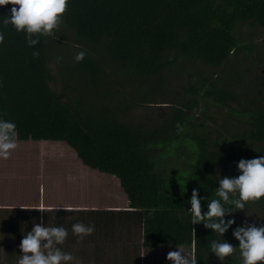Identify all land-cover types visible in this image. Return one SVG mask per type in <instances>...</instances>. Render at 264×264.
<instances>
[{
  "label": "trees",
  "instance_id": "1",
  "mask_svg": "<svg viewBox=\"0 0 264 264\" xmlns=\"http://www.w3.org/2000/svg\"><path fill=\"white\" fill-rule=\"evenodd\" d=\"M12 7L0 6V120L16 125L15 139L63 140L82 163L115 175L141 215L144 246L193 245L197 264H243L233 231L247 224L234 205L222 237L192 224L188 210L193 189L203 214L220 199L219 181L242 174L241 159L264 156V50L239 38L242 26L264 28V0H68L58 29L73 38L68 61L51 52L54 37L29 47L4 27ZM171 73L178 92L159 84ZM153 102L164 104L138 109ZM245 206L264 215V197ZM213 240L236 251L221 261Z\"/></svg>",
  "mask_w": 264,
  "mask_h": 264
},
{
  "label": "crops",
  "instance_id": "2",
  "mask_svg": "<svg viewBox=\"0 0 264 264\" xmlns=\"http://www.w3.org/2000/svg\"><path fill=\"white\" fill-rule=\"evenodd\" d=\"M37 140L47 142L51 139ZM65 146L73 157L67 156L68 160L59 161V163L34 162V169L39 171L21 174L23 190L15 193L14 198L9 196L13 192L9 187L0 193V196H5L0 198V264H17V256H21L22 253H20L21 250L17 252L16 247L36 223H43L46 226H63L68 230L67 240L59 247L62 251L73 255L72 264H95L94 260L104 259V253H100L104 251V248L100 245H119L122 248L121 260L125 259V245L152 248L143 244L141 215L130 209L117 177L82 163L72 147ZM36 148L39 151H45L50 146L40 144ZM104 175L114 176L117 184L107 180L103 177ZM40 205L59 207L54 212L24 209ZM12 206L14 207L8 211ZM77 222L85 225L93 224L94 232L80 240L72 235L71 231L72 225ZM83 245H96L95 248H90V258L88 253L84 252ZM158 245L183 246L184 244L164 242L156 246ZM97 246L100 252H97ZM186 246L192 248L193 245ZM13 251L16 252L12 254Z\"/></svg>",
  "mask_w": 264,
  "mask_h": 264
},
{
  "label": "clouds",
  "instance_id": "3",
  "mask_svg": "<svg viewBox=\"0 0 264 264\" xmlns=\"http://www.w3.org/2000/svg\"><path fill=\"white\" fill-rule=\"evenodd\" d=\"M8 4L13 7L10 10L11 15L3 19V26L7 27L11 24L17 32L25 33L28 46L34 47L40 42V37L55 36L67 10L68 0H0V6ZM4 38V33L0 31V44L4 42ZM32 55L38 57L39 52H33ZM85 56L86 52L81 50L76 53L74 59L76 62H81ZM16 136V125L13 122L0 120V159L9 158L11 153L17 149ZM237 167L242 174L236 178H223L219 181L217 195L220 199H212L207 204L208 210L203 214L201 200L197 198L196 189H193L190 199L191 208L188 210L192 224L204 222L205 227L222 237L227 228L234 223L231 219L224 221L225 212L229 211L225 205L231 204L235 208L244 209L246 203L259 201L264 197V156L241 159ZM234 193L239 194L238 199L230 198V194ZM58 207L40 205L24 209L54 212ZM94 230L93 224L85 225L82 222L73 224L71 229L72 235L80 240L91 235ZM68 235V230L63 226L34 224L32 230L27 232L21 240L19 248L22 255L17 264H72L73 255L62 251L59 247L65 243ZM233 236L239 241L243 264H264V226L257 227L249 224L246 227H238L233 231ZM210 251L223 261L226 257H231L236 248L227 242L213 240L210 243ZM166 259L172 261L173 264H197L194 246L190 252L182 248L169 251Z\"/></svg>",
  "mask_w": 264,
  "mask_h": 264
},
{
  "label": "rangeland",
  "instance_id": "4",
  "mask_svg": "<svg viewBox=\"0 0 264 264\" xmlns=\"http://www.w3.org/2000/svg\"><path fill=\"white\" fill-rule=\"evenodd\" d=\"M248 31H251L252 35L248 36ZM239 38L243 39L242 42L250 40V44H252V46H254L255 48V52L253 54H257V56L262 55L263 50H264V28L253 27L252 29H250L247 26H242L239 32ZM73 43H74L73 38H71L68 34L64 32L57 30L54 38L49 39V44H50L49 48H52L51 52L52 53L54 52L53 53L54 56H56L55 53H58L60 54L59 58H63L68 61L69 58H65V56H66V53H71V51H68V50H70L69 47ZM185 65L191 66L192 64H185ZM227 65L228 64L226 62L225 66L227 67ZM198 66L208 67V65H205V64H201ZM255 68L257 70L259 69L258 67H255ZM208 70L212 71V69L210 68ZM184 74L187 75V72H184ZM180 79H181L182 84L185 85L186 84L185 77H181ZM177 83L179 82L175 81V79L173 78V73H171L168 78V81L165 79L159 84L163 88V90L166 89L165 87L168 88V86H170L173 91L175 90L178 92L179 89L181 88L177 86ZM149 104H152V105L149 106L148 108L142 107L138 109H142V110L147 109L149 112L151 110L156 109L154 104H164V102H160V103L153 102ZM138 106H141V104ZM208 108L210 111H217L219 113L218 117L222 118L223 116L222 109H217V107L213 105H209ZM196 113L197 111H194V114ZM16 142L18 144V147L16 150H14L11 153L10 157L7 159H0V193H3L4 191H6V189L9 187L13 191L12 194L9 195L12 198L16 196L15 193H18L19 190L24 189V187H21L22 180H23L21 174H24L25 172H28V171H39L38 169H34V166H33L34 162L36 163L43 162V164L54 163V162L59 163V161L68 160L69 156L73 157V154L65 146V145L67 146H70V145H68L64 141L57 142V141L50 140L46 142L42 140L39 142V140L16 139ZM40 144H43V146L48 145L50 146V148L45 151H39V149L36 147H38V145ZM220 170L221 168L218 166L214 168L215 172H219ZM103 177H106V179L111 181L113 184L114 183L115 185L117 184L116 178L114 176L104 175ZM115 189L117 190V186H115ZM3 197L5 196H0V198H3ZM114 204H116V202H114ZM234 215L237 221L246 223L247 225L252 224L257 227L264 226V215L256 207L245 206L244 209L235 208ZM139 234H140V230H139ZM100 246L104 248V251L100 252L99 246H97L98 247L97 252L104 253V259L100 260L98 258L94 260L93 262H95V264H173L172 261L166 259L167 253L169 251H176L178 250V248H182L186 252H190L193 249V248H190V246H186V245L185 246L184 245L183 246L182 245H158L152 248H144L141 245H125V250H124L125 259L121 260L122 255L120 254L121 253L120 251H122V248H120L119 245H100ZM83 247L85 248L84 252H87L90 258L91 249L95 248L96 245H83ZM115 247H117V249H115ZM16 248H17L16 249L17 252L20 251V248L18 246ZM15 252L13 251L12 254H14ZM145 252L146 254H144ZM83 255H85V253ZM12 258H14V256H12ZM138 259L140 261H138Z\"/></svg>",
  "mask_w": 264,
  "mask_h": 264
}]
</instances>
